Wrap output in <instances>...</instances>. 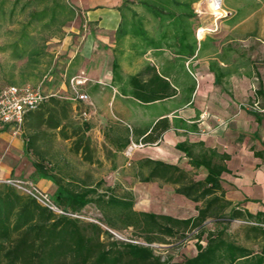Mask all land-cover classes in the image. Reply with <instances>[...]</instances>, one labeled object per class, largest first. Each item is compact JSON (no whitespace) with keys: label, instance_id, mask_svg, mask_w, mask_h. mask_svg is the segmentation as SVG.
Instances as JSON below:
<instances>
[{"label":"crops","instance_id":"obj_1","mask_svg":"<svg viewBox=\"0 0 264 264\" xmlns=\"http://www.w3.org/2000/svg\"><path fill=\"white\" fill-rule=\"evenodd\" d=\"M69 1L77 8V19L61 47L69 51L66 70L72 63L79 64L72 70L84 81L80 92L90 98L87 106L74 103L73 112L79 116L87 109L86 123L96 121L94 117L101 113L102 137L113 155L121 152L112 141L127 136L133 144L142 143L155 123L167 118L171 129L150 145L152 155L144 159L174 164L168 156L172 148L187 160L176 149L178 144H186L195 154L224 157L225 199L252 215L264 214V113L252 108L257 104L264 109V29L242 24L250 13L224 0L230 16L207 24L205 0L201 1L195 10L201 13L197 15L204 32L197 36L194 55L181 57L167 43L133 38L132 11L123 9L124 0ZM133 12L144 15L139 9ZM121 26L130 34L117 36ZM145 30L151 38L158 32L147 25ZM60 89L72 93L65 84ZM138 95L166 97L145 101ZM87 128H82L83 135L90 129L88 124ZM36 134L25 120L21 134L0 127V181L33 179L39 189L53 195V183L38 178L29 160L33 151L27 152V140ZM86 145L79 151L86 162H92V148L85 149Z\"/></svg>","mask_w":264,"mask_h":264},{"label":"trees","instance_id":"obj_2","mask_svg":"<svg viewBox=\"0 0 264 264\" xmlns=\"http://www.w3.org/2000/svg\"><path fill=\"white\" fill-rule=\"evenodd\" d=\"M201 1L124 0L123 9L132 11L129 30L131 34L121 26L117 36L129 33L143 43L164 42L177 55L192 57L198 43L197 31L201 28L195 6ZM7 3L8 0H1L0 27L6 16H9L10 20L13 19L18 8L21 14L25 15V21L19 22L21 30L14 31L12 42L0 50L9 53L13 67H16L18 62H24L33 73H38L43 59L49 55L44 44L46 39L33 36L29 31L30 27L35 23H42L44 28L56 26L58 31H61L74 22V10L66 0H14L9 14L6 15L4 7ZM32 4H43V8L34 11L30 8ZM133 9L143 11L144 15H138ZM146 25L158 30L155 38L147 36ZM78 66L75 62L69 67L66 80L68 87L71 79L76 77L72 69ZM6 75L4 64L0 63V76L8 83L0 85V91L8 86L29 85H19L15 79ZM47 76L45 73L43 80ZM139 89L144 90L145 86H140ZM137 97L145 101H156L166 96ZM73 104L71 100H61L53 96L36 110L26 114L25 122L29 121L30 130L37 133L27 140V152L37 151L36 141L45 135L38 134L42 128L64 139L70 138L66 131ZM169 129L171 123L167 118L158 120L141 141L144 145L155 144ZM84 138L85 136H82L75 143L76 152L84 145ZM111 143L121 153L131 145L127 136H121ZM84 147L87 149L89 145ZM176 149L185 155L192 171L160 160L145 158L136 163V178L145 184L172 186L176 195L196 205L200 204L195 208L197 215L186 219L138 212L134 209L132 194L118 197L113 188L101 192L100 189L104 186L102 181L89 185L84 180L66 177L65 174L62 176L53 168L49 169L42 163L33 162L36 176L53 183L54 193L49 196L63 210L70 214L82 215L93 206L100 213L101 222L107 227L116 231L133 229L148 246L118 244L115 241L105 244L100 238L103 230L98 225L70 216L56 215L22 191L0 185V264H164L160 257L155 256V248L152 246L168 245L171 240H182L194 230L197 253L194 257L185 259L182 264H264V227L260 226L264 225V214L252 215L232 207L225 199L221 184L222 174L228 172L224 165L225 158L215 154H195L186 144H178ZM200 171H203L205 176L197 180L195 177ZM238 219H244L248 224H257L249 228V233L255 235L258 250L245 247L231 239L228 233L229 225ZM209 220L215 225L214 229H206L205 224Z\"/></svg>","mask_w":264,"mask_h":264},{"label":"rangeland","instance_id":"obj_3","mask_svg":"<svg viewBox=\"0 0 264 264\" xmlns=\"http://www.w3.org/2000/svg\"><path fill=\"white\" fill-rule=\"evenodd\" d=\"M13 1L14 0H8V3L5 4L4 9L6 15L9 14ZM227 1L231 6H239L243 9V12L247 13L248 11V13H250L243 18V25L252 26L253 29L256 30L264 29V0ZM66 3L73 8L75 21L77 19V8L72 5L69 0H66ZM203 4L205 11L207 12V15H205L206 23L216 24L219 22L215 21V13L213 12L212 7L209 6V0H205ZM42 5L43 4H32L30 8L34 11H40L43 8ZM221 8L222 10L228 12L225 8L224 0L222 1ZM6 17V20L1 23L2 28L0 27V48L12 42L14 39L13 36H15L14 33L17 30H21L19 22L25 21V15L21 14L20 8L16 10L15 16L12 20H10L9 16ZM227 18L228 17L224 19ZM72 25L73 23L69 24L61 31H58V27L56 26L44 28L42 27V23L33 24L29 31L33 36H36V38L46 39L44 44L46 52L49 56L43 59L40 71L38 73H33V70L27 68L24 62H18L16 63V67H13L11 59L9 58V53L0 50V63H3L5 66V73H7L6 76L15 79L19 85L29 84L35 87L40 85L43 81L42 88L46 95L56 94V96H58L56 98L61 100H64L62 99L63 97L70 98L71 94L69 92L65 93L60 91L62 84L67 86L66 80L69 76V68L66 70V64L69 60L67 57L69 51L65 53L61 46ZM10 31H12V33ZM262 35L264 38V34ZM58 61L61 63H58ZM21 71H23L24 76L21 74ZM11 73H14V75ZM45 73H47L48 76L47 79L43 80ZM6 84L8 83L0 76V85ZM59 96L62 98H59ZM98 98L99 100L101 99L100 96ZM99 106H101L100 102ZM70 113L71 119L70 123H68L66 131V134L68 133L70 138L64 139L60 135H54L53 132L46 131V129L44 131V128H42L38 131V134L45 133V135H42L39 143L36 144L37 151L34 150L32 152V158L29 159L30 162L42 163L47 166V168H53V170H56L57 174L62 176L65 174L64 176L66 177L72 176L76 179L84 180L89 185H95L97 182L102 181L104 186L100 189L101 192L106 191L107 188H113L118 197H123L126 194H132L134 209L138 212H152L155 214L170 215L178 219L191 218L197 215L195 208L196 206H200V204L196 205L184 197L176 195L174 193V187L159 183L145 184L141 183L139 179L136 178V163L139 160L144 159L143 157L152 155L153 151H151L152 149H149L153 148L152 146L149 145L143 148H135L133 143H130V147L124 153L113 155L112 151L105 145L106 140L102 137V125L100 123L101 113L98 114L97 119L96 116L94 117L96 121L92 120L90 123H83L73 110ZM87 124L90 126V129L86 135H83L81 133L82 128ZM75 132H77L76 135ZM82 136H85V142L89 143L92 148L90 154L94 159L92 162H86L84 160V152L80 153V151H75V143L78 139L82 138ZM168 154V156H170L169 162L174 164L177 163L178 166L186 169L187 171H192V168L188 165L187 160L183 159L182 156L179 158L180 154L175 149L170 148ZM203 177V171H200L195 179H203ZM14 180H21L36 186L33 179L29 180L27 178H13L3 182L0 181V185L13 187L11 183L8 184L7 181L11 182ZM83 216L91 220H101L100 213L95 210L93 206H90L87 210H85ZM205 226L206 229H214L215 227L213 222L210 220L205 224ZM251 226L252 225L248 224L244 221V219L234 220L229 225L228 233L231 239L238 244L256 251L259 248L255 242V235L253 233H249V228H251ZM119 232L125 234V239L127 241L130 239L134 240L136 242L135 245L145 247L148 246L140 235H137L133 229ZM100 238L105 244L114 242L104 232L101 234ZM196 241V230H194L189 232L186 238L182 240H171L168 245L155 244L152 247L155 248V256L160 257L161 262L164 264H182L185 259L196 255ZM119 242L117 243L125 244Z\"/></svg>","mask_w":264,"mask_h":264},{"label":"built area","instance_id":"obj_4","mask_svg":"<svg viewBox=\"0 0 264 264\" xmlns=\"http://www.w3.org/2000/svg\"><path fill=\"white\" fill-rule=\"evenodd\" d=\"M222 1L223 0H209V6L212 7L213 12L215 13V21H220L226 17L230 16V12H226L222 10ZM196 14L201 15L198 10H195ZM203 29H199L197 31V36L199 37L201 33H203ZM47 79V77L45 78ZM84 81L79 77H74L70 81V91L71 97L68 100H71L74 103H79L83 105H90V98L87 94L81 93L79 90V86L82 85ZM43 82L38 86H8L0 91V127H8L11 128L14 134H21L23 130L24 120L27 113L30 111L36 110L43 102H45L49 97H53L54 95H46L42 88ZM252 108L255 111L264 113V109H260L257 104L252 105ZM79 118L83 122H87L90 120V112L87 109H83L79 113ZM133 146L143 148L147 145L143 143L133 144ZM131 151V148H130ZM8 184L11 185L26 195H29L33 199H35L41 206L46 208L47 210L53 212L59 216H70L75 219L85 220L90 223L98 225L103 232L109 236L115 242H122L125 244H136L134 240H126L125 234L116 230H113L107 227L105 224L101 222L100 219L91 220L85 218L82 215L78 214H70L59 207L53 199L45 192H43L38 187L34 186L31 183L23 182L21 180L7 181ZM251 225H257L254 223H250ZM264 227V225H260ZM119 242V243H120Z\"/></svg>","mask_w":264,"mask_h":264}]
</instances>
